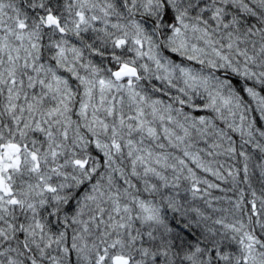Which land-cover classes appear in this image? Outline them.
Masks as SVG:
<instances>
[{
	"label": "snow or ice",
	"instance_id": "1",
	"mask_svg": "<svg viewBox=\"0 0 264 264\" xmlns=\"http://www.w3.org/2000/svg\"><path fill=\"white\" fill-rule=\"evenodd\" d=\"M0 264H264V0H0Z\"/></svg>",
	"mask_w": 264,
	"mask_h": 264
},
{
	"label": "trees",
	"instance_id": "2",
	"mask_svg": "<svg viewBox=\"0 0 264 264\" xmlns=\"http://www.w3.org/2000/svg\"><path fill=\"white\" fill-rule=\"evenodd\" d=\"M217 159L220 160L222 163H224L226 167H227L228 165H232V166H234V167L242 166V162H240V161H235V160H230V159H228L227 157H223V156H221V157H217ZM225 186L227 187V186H230V185H225ZM240 186L246 188V185L241 184ZM254 186H256L255 183H254ZM213 195H217V196H219V195H223V193L214 190V191H213ZM228 195H229V196H233V193H232V192H229ZM249 198H250V196H249Z\"/></svg>",
	"mask_w": 264,
	"mask_h": 264
}]
</instances>
